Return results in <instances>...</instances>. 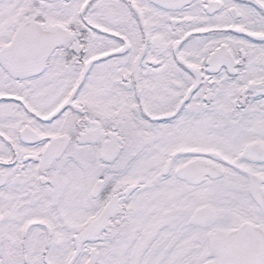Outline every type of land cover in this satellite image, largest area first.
<instances>
[{
	"label": "snow or ice",
	"instance_id": "1",
	"mask_svg": "<svg viewBox=\"0 0 264 264\" xmlns=\"http://www.w3.org/2000/svg\"><path fill=\"white\" fill-rule=\"evenodd\" d=\"M0 264H264V0H0Z\"/></svg>",
	"mask_w": 264,
	"mask_h": 264
}]
</instances>
